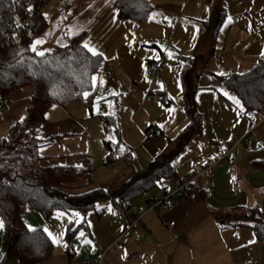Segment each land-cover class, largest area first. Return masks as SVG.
Wrapping results in <instances>:
<instances>
[{
	"label": "crops",
	"instance_id": "0c3cea01",
	"mask_svg": "<svg viewBox=\"0 0 264 264\" xmlns=\"http://www.w3.org/2000/svg\"><path fill=\"white\" fill-rule=\"evenodd\" d=\"M117 1L50 0L42 10L48 27L38 38L43 41L38 49L62 48L83 35V41L106 61L99 75L106 83L95 88L91 106L89 94L67 107L55 104L47 111L46 123L38 133L42 163L79 168L88 158L92 184L67 192L101 189L109 200L98 214L100 221L107 220L105 234L92 242L79 236V232L89 231L83 212L76 211L84 214L88 228L68 239V226L73 222L63 224L61 220L59 228L58 213L62 212L46 220L39 212L25 209L22 219L26 226L47 228L56 240L53 255L40 264H85L99 257H103V264H264V241L258 242L254 224L248 219L258 208L264 224V130L261 138L255 133L264 124V114L247 113L241 102L238 107L222 95L221 90L238 99L220 80L231 73L247 72L264 59V0H148L151 13L143 22L120 19ZM60 5L71 12L68 17L59 14ZM222 12L225 20L212 49L216 20ZM191 58H198L195 100L203 117L201 138L207 114L210 124L202 143L211 151L202 163H215L226 154L227 161L215 165L207 179L190 190L176 208L160 216L147 214L143 226L122 239L117 251H106L125 229V220L118 221L112 193L174 150L178 137L188 128L181 73ZM157 62L161 67L154 72ZM163 93L171 98L168 105L161 99ZM33 95L30 85L5 98L8 110H0V141L25 118ZM118 110L124 146L106 165L109 150L104 144L102 118ZM229 125L239 128L236 132L231 129L226 137L217 131L231 128ZM148 132L154 134L150 139ZM188 175L178 173L181 178ZM241 177L245 182L237 188ZM172 183L162 180L151 192L160 195ZM135 202L141 204V199ZM162 220H174L175 226H163ZM4 232L3 227L0 264H19L6 253Z\"/></svg>",
	"mask_w": 264,
	"mask_h": 264
},
{
	"label": "trees",
	"instance_id": "16d2710c",
	"mask_svg": "<svg viewBox=\"0 0 264 264\" xmlns=\"http://www.w3.org/2000/svg\"><path fill=\"white\" fill-rule=\"evenodd\" d=\"M49 2L0 0V99L4 101L10 93L22 87H34L25 118L15 123L8 137L0 141V219L5 228L6 253L17 258L19 264H40L54 252V243L43 229L29 231L22 219L25 209L39 212L46 220L52 219L56 212L71 214L80 211L86 215L95 210L98 199L107 197L101 189L83 194L67 192L70 188H79L78 185L92 184L88 158L79 168L45 166L39 153L41 140L38 133L46 123L47 111L55 104L67 107L83 100L84 91L90 94L91 106L94 90L90 76H99L106 66L101 55L93 57L81 47L83 35L72 38L65 47L45 51L43 56L29 50L33 40L47 30L42 10ZM116 6L122 20L143 22L151 13L148 0H118ZM29 8H33L35 13L25 26H20L19 20L29 16ZM224 20L225 13L222 12L216 20L212 49ZM197 59L191 58L181 73L185 112L190 120L188 128L178 137L174 150L152 162L146 173L136 176L112 193L116 205L139 200L143 193L157 188L162 180L181 178L177 172V159L186 149V143L202 132L203 117L195 100L199 89L196 86ZM220 80L238 97L247 113L264 114V59L247 72L231 73L220 77ZM161 99L165 105L172 102L165 93L161 94ZM120 114L121 110H118L102 118L106 133L104 144L109 153L116 155L124 146ZM248 219L254 224L258 242L264 241V224L258 208L251 211ZM83 228H88L85 219L75 228L70 223L67 238L72 239Z\"/></svg>",
	"mask_w": 264,
	"mask_h": 264
},
{
	"label": "built area",
	"instance_id": "2783aa9c",
	"mask_svg": "<svg viewBox=\"0 0 264 264\" xmlns=\"http://www.w3.org/2000/svg\"><path fill=\"white\" fill-rule=\"evenodd\" d=\"M58 12L61 16L66 17H68L71 13L64 5H60L58 7ZM34 13L35 10L31 8V11H29V16L25 19L21 18L19 20L20 26H25L29 21V17ZM160 67L161 62L155 63V65H153V71L156 72ZM0 110H8L7 102L0 101ZM153 136V133H147L148 139L152 138ZM254 137H256L255 134ZM116 157L117 155L115 153H109L105 161L113 162ZM227 158L228 155L226 154L215 163L210 161H205L204 163H193L190 175L173 181L171 187L160 195H150L146 192L143 193L140 197L141 204L135 205V202L131 201H127L124 204H118L117 207L120 210V217L121 219L125 220V229L120 237L110 243L106 251H117V247L121 244L122 239L130 237L134 230H137L143 226V218L147 214L156 213L160 216L162 212L176 208L190 190L196 189L199 182L207 179L208 174L215 165L225 163ZM236 187H240L238 182ZM162 224L168 228H173L175 226V221L162 220ZM85 264H103V257L96 258L93 261L87 262Z\"/></svg>",
	"mask_w": 264,
	"mask_h": 264
},
{
	"label": "rangeland",
	"instance_id": "374dc122",
	"mask_svg": "<svg viewBox=\"0 0 264 264\" xmlns=\"http://www.w3.org/2000/svg\"><path fill=\"white\" fill-rule=\"evenodd\" d=\"M39 50H42L43 52L45 51H51L53 49H47V50H43V48H39ZM207 115H205V118H204V132H203V135H202V138H201V135L200 134H197V135H194V137L188 141V143H186V149L180 153L177 161V170H178V173L180 175H184V174H191V169H190V166L193 162H198V163H202L204 158L205 157H208L209 155V152L211 151V148L208 147V145H204L202 142L205 141V137H207L208 135V128L210 127L209 123H208V120H207ZM245 119V117H243ZM251 119V118H250ZM245 120H248V118H246ZM231 128L229 127H226V128H222V129H219L218 128V132L219 133H224V137H226V134L230 135L232 130L233 129L234 131L233 132H236L237 129L239 128V125H229ZM227 129L231 130V131H227ZM261 130H264V124L257 128L255 130V133L257 134V136L259 138H261V133L260 131ZM203 139V141H202ZM228 139H230V136L228 137ZM260 140V139H259ZM206 142V141H205ZM145 149L147 148H144L143 150L141 149V153L144 154L145 152ZM170 153V152H169ZM245 182V180L241 177L239 180H238V183L240 185H242L243 183ZM155 194L154 191L151 192L150 195H153ZM107 200H109L107 197L105 198H101V199H98L97 200V205L95 207V210L89 214H87V219H88V225H89V231L88 230H83L81 232H79V236L80 238H84L83 240L84 241H90L92 242L93 238L95 239H99L102 237L103 234H105V228L107 227L106 226V221L107 220H103V221H100L99 220V217H98V214L100 213V211H104L103 209V203L107 202ZM135 205H138V202H135ZM116 208L118 209V221L120 223H123V219H121L120 217V210L119 208L116 206ZM63 213V212H62ZM81 213H79V216H80ZM82 217L80 218L79 216H74V217H70L68 216L67 214L64 213L63 216H59L58 220L59 222L57 223L58 224V227L61 228V220L63 222V224H65L66 222H68L67 220L69 221H72L73 222V227H77L79 224L82 223L83 221V217H84V214H81ZM63 217L66 219H63ZM109 225V224H108ZM67 226V225H66ZM66 231V229H65ZM64 231V232H65ZM81 233H83V235H81ZM93 244V243H92Z\"/></svg>",
	"mask_w": 264,
	"mask_h": 264
},
{
	"label": "snow or ice",
	"instance_id": "6c2138e0",
	"mask_svg": "<svg viewBox=\"0 0 264 264\" xmlns=\"http://www.w3.org/2000/svg\"><path fill=\"white\" fill-rule=\"evenodd\" d=\"M28 10L31 11V8H29ZM45 18H47L46 14H45ZM13 38H15V35H13ZM42 43H43V41L40 40V39L33 40V42L29 45V50L32 51L33 53H35V55H37V56H43L45 53L42 50H39L37 48V45H40ZM81 47L86 49L93 57H97L99 55H102V53H99L95 48H93L87 42H84L81 45ZM261 55L264 56V52H262ZM219 75H223V73H220ZM86 78H88V77L86 76ZM90 80H91V87H92L93 90H95L97 85H99L100 87H103L105 85V83H106L103 77H100V76H97V75L90 76ZM221 92H222V95L226 96L228 99H231L233 101V103H235L238 107H240V101L235 96L230 95L227 91L221 90ZM82 95L84 97H88L89 96V92L88 91H84L82 93ZM21 119H23V118H21ZM58 215L63 216L64 213H58ZM72 215L73 216H79V213L73 212ZM3 227H4L3 221H0V229H3ZM29 231H33V229L31 227H29ZM44 231L48 235L49 239H51L52 242L55 244L56 240L52 237V233L49 232L47 228H45ZM81 235H83V233H81Z\"/></svg>",
	"mask_w": 264,
	"mask_h": 264
}]
</instances>
